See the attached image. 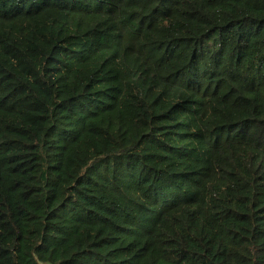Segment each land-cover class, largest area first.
<instances>
[{"label":"trees","instance_id":"obj_1","mask_svg":"<svg viewBox=\"0 0 264 264\" xmlns=\"http://www.w3.org/2000/svg\"><path fill=\"white\" fill-rule=\"evenodd\" d=\"M0 264H264V0H0Z\"/></svg>","mask_w":264,"mask_h":264}]
</instances>
